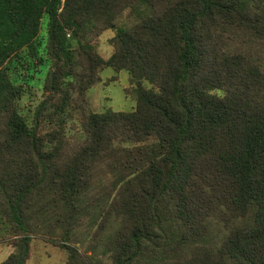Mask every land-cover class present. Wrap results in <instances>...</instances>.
Masks as SVG:
<instances>
[{
    "label": "trees",
    "instance_id": "trees-1",
    "mask_svg": "<svg viewBox=\"0 0 264 264\" xmlns=\"http://www.w3.org/2000/svg\"><path fill=\"white\" fill-rule=\"evenodd\" d=\"M0 223V264H264V0H0Z\"/></svg>",
    "mask_w": 264,
    "mask_h": 264
},
{
    "label": "rangeland",
    "instance_id": "rangeland-1",
    "mask_svg": "<svg viewBox=\"0 0 264 264\" xmlns=\"http://www.w3.org/2000/svg\"><path fill=\"white\" fill-rule=\"evenodd\" d=\"M126 12L119 19L120 23H130L126 18ZM114 31L109 29L103 32L95 39V46L100 54L108 57L112 51L109 39L113 36ZM101 81L91 86L87 90V101L90 109L95 111H103L111 109L113 111H131L136 106L135 94L128 81V72L125 70L115 71L111 67H105L100 72ZM147 87L146 82L142 83ZM129 92H128V91ZM40 91L37 93L39 96ZM26 99L25 103H28ZM107 182V178L102 182ZM8 233L5 225L0 223V263L12 251V247L8 242ZM65 261V253L57 246L35 238L31 242L29 258L25 264H63Z\"/></svg>",
    "mask_w": 264,
    "mask_h": 264
}]
</instances>
